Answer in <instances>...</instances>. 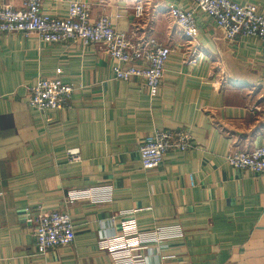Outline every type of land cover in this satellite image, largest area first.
<instances>
[{
	"label": "crops",
	"instance_id": "obj_1",
	"mask_svg": "<svg viewBox=\"0 0 264 264\" xmlns=\"http://www.w3.org/2000/svg\"><path fill=\"white\" fill-rule=\"evenodd\" d=\"M232 1L264 15V0ZM41 2L58 18L74 2L85 5L93 20L108 16L134 41L155 40L172 54L151 98L141 80L115 79L102 43L0 33V264H264V177L226 161L234 148L264 146V44L228 40L193 0ZM137 3L146 7L141 19ZM0 4L20 9L24 0ZM171 6L194 11L193 40L169 16ZM194 53L200 60L187 64ZM57 70L76 88L71 108L32 109L28 89ZM182 128L195 148L144 170L145 139ZM74 149L80 162L69 159ZM54 211L68 212L76 240L41 254L35 218Z\"/></svg>",
	"mask_w": 264,
	"mask_h": 264
},
{
	"label": "built area",
	"instance_id": "obj_2",
	"mask_svg": "<svg viewBox=\"0 0 264 264\" xmlns=\"http://www.w3.org/2000/svg\"><path fill=\"white\" fill-rule=\"evenodd\" d=\"M193 1L196 9L211 18L225 32L228 40L255 38L264 44V15L256 5H241L232 0ZM168 11L186 39L193 40L196 32L194 11H184L174 6ZM145 14V5L137 3L134 9L135 18L141 19ZM0 33L36 36L45 44L80 42L89 47L102 43L114 63L112 71L115 79L141 80L151 98L160 94L166 65L172 54L169 46H162L155 40L146 43L134 41L127 33L116 30L108 16L93 20L90 9L75 2L70 5L66 18L44 14L41 0H24L20 9L9 4H0ZM199 56L192 54L186 63H198ZM139 60L145 61V65L133 66ZM62 75L63 71L57 70L52 79L39 78L36 85L28 89V105L37 111L70 109L76 88L73 84L64 82ZM193 148V138L185 128L155 130L140 147L142 167L147 171L155 170L163 164L168 152H186ZM69 156L71 162L81 160L79 149L70 150ZM226 161L233 169L250 171L264 177V146L249 152L234 148L227 155ZM69 201L73 203L75 199ZM33 236L38 252L45 254L52 249L74 244L76 227L68 212L39 213L35 218ZM122 245L125 246V243ZM136 264L145 263L138 258Z\"/></svg>",
	"mask_w": 264,
	"mask_h": 264
}]
</instances>
